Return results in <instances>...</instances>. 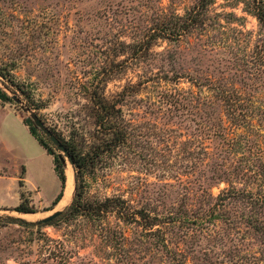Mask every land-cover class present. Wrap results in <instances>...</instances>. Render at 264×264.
Wrapping results in <instances>:
<instances>
[{
	"label": "rangeland",
	"instance_id": "rangeland-1",
	"mask_svg": "<svg viewBox=\"0 0 264 264\" xmlns=\"http://www.w3.org/2000/svg\"><path fill=\"white\" fill-rule=\"evenodd\" d=\"M198 2L0 0V264H264V232L234 198L264 194V24L254 0H213L189 31L166 35ZM93 90L115 103L126 134L84 174L85 198L119 196L135 213L37 224L73 194L53 204L25 187L20 156L40 147L12 116L73 170L31 113L88 147L110 138ZM49 173L42 160L30 172ZM20 202L35 214L10 210ZM140 209L161 221L144 226Z\"/></svg>",
	"mask_w": 264,
	"mask_h": 264
},
{
	"label": "trees",
	"instance_id": "trees-1",
	"mask_svg": "<svg viewBox=\"0 0 264 264\" xmlns=\"http://www.w3.org/2000/svg\"><path fill=\"white\" fill-rule=\"evenodd\" d=\"M213 0H199V2L194 5L190 10L186 12L184 16H178L176 22L167 28L166 32L169 37H178L186 31H189L190 28L198 24L197 22L201 20L202 13L206 10L207 5ZM255 10L253 14L259 21V23L264 24V0H254ZM166 37V36H163ZM225 85V84H224ZM222 97L226 102L232 101L229 96L227 88H220ZM225 90V91H224ZM5 94L0 90V97H3ZM92 108L94 121L97 126H101L104 131H101L103 134H110V138L104 139L103 137L98 138L97 143H92L90 146H86L84 141H76L74 139L66 141L62 140L64 146L66 147L71 159L72 167L74 170V192L70 205L61 212L60 216L66 217H75L79 214H86L89 216L101 218L110 212H116L118 216L123 217L124 219H129L135 212L130 211V206L126 203V200L118 197H104L103 199H87L85 198V184L83 176L89 169L93 168L98 161L100 155L107 150V148L112 144V142H124L125 134L123 128L117 122V116L119 109L116 107L115 103L107 101L99 92L93 90L92 92ZM30 130V133L35 136L38 142L46 149L49 154L53 155V152L49 146L43 141V139L36 136L33 126L29 125L28 122H25ZM54 161V170L60 181V190L53 200V204H60L65 190H66V172L64 171L63 164L59 158V154L53 156ZM264 167V163H262ZM260 174V172H257ZM220 177V176H218ZM64 189V192H63ZM226 191H223L224 193ZM238 198L242 202L246 203V209L248 211L247 216H245L247 224L254 227L257 230L262 229L264 232V226L262 222L258 221V216L256 213V208H264V194L263 191L256 193L244 191H234ZM221 193V194H222ZM10 210L18 211L22 214H35L30 213L34 210L24 206L22 202L18 205L10 208ZM29 212V213H28ZM143 220L144 226H153L158 224L161 221V218H158L156 215L150 216L147 212L136 210V215ZM18 219V218H15ZM24 222L23 220H20ZM29 223V222H28ZM257 223V224H256ZM254 225V226H253Z\"/></svg>",
	"mask_w": 264,
	"mask_h": 264
},
{
	"label": "crops",
	"instance_id": "crops-1",
	"mask_svg": "<svg viewBox=\"0 0 264 264\" xmlns=\"http://www.w3.org/2000/svg\"><path fill=\"white\" fill-rule=\"evenodd\" d=\"M13 119L15 123L17 124V127L23 131L24 135L27 134L31 140H35L38 142V140L30 133L28 126L22 121V118L18 115L14 114ZM1 143V141H0ZM2 145V143H1ZM38 158H30L28 154L24 153L20 156V162L23 165V168L25 169V177H24V184L25 187L28 189L31 188H39L40 191L44 190L45 192V201L51 202L55 199L56 195L58 194L60 190V181L59 178L54 170V164H53V156L49 154L46 149L38 142ZM28 156V157H27ZM0 159L4 160V157L1 155L0 152ZM40 160L43 161V164L47 167H49L50 173L48 174V177H44L41 174H37V176L34 178L32 174H30L31 170L35 168V165L40 164ZM56 174V177L58 178V181L55 179L54 174ZM0 177H2L0 175ZM1 179V178H0ZM64 192V191H63Z\"/></svg>",
	"mask_w": 264,
	"mask_h": 264
},
{
	"label": "water",
	"instance_id": "water-1",
	"mask_svg": "<svg viewBox=\"0 0 264 264\" xmlns=\"http://www.w3.org/2000/svg\"><path fill=\"white\" fill-rule=\"evenodd\" d=\"M13 98L17 102L20 101L18 98L14 97V96H13ZM25 109L28 110L27 108H25ZM31 117L34 120V125L36 127H38L40 130H42V132L50 139V141L57 147V149H59L64 154L68 163L72 166V159H71L66 147L64 146V144L47 127H45L44 123L40 120V118L35 113L32 112ZM59 158L63 162H65L63 157L61 156V154H59ZM61 212H62V210H60V209L54 210L52 213L36 220V223L37 224L48 223L51 220H53L54 218L58 217L61 214Z\"/></svg>",
	"mask_w": 264,
	"mask_h": 264
},
{
	"label": "bare ground",
	"instance_id": "bare-ground-1",
	"mask_svg": "<svg viewBox=\"0 0 264 264\" xmlns=\"http://www.w3.org/2000/svg\"><path fill=\"white\" fill-rule=\"evenodd\" d=\"M66 176H67V182H66V190L64 193V201L68 200L71 198L73 194V188H74V175H73V170L71 167L68 166V169L66 171Z\"/></svg>",
	"mask_w": 264,
	"mask_h": 264
}]
</instances>
